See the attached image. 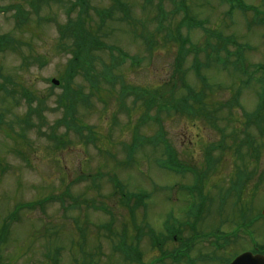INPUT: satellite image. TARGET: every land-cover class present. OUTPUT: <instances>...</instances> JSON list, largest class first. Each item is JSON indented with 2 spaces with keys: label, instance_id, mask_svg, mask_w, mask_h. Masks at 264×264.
Segmentation results:
<instances>
[{
  "label": "rangeland",
  "instance_id": "rangeland-1",
  "mask_svg": "<svg viewBox=\"0 0 264 264\" xmlns=\"http://www.w3.org/2000/svg\"><path fill=\"white\" fill-rule=\"evenodd\" d=\"M34 1L42 5L41 9L38 6L32 8L34 13L39 14L32 15L25 28H16L15 16L20 5H13H27L26 11L32 14L30 3ZM44 1L0 0V35L8 33L29 42L31 47L24 45L17 49L21 56L49 60L44 66L36 62L28 65L19 53L12 50L0 53L2 73L29 87L43 99L40 112L32 119L30 115L28 125L23 121L25 115L31 113V108L27 107L20 92L6 105L0 102V113L7 107L12 108L9 112L5 111V118L13 125V129L0 128V227L6 223L0 236V264H91L92 260L96 264H128L111 253L112 244L108 243V236L132 232L136 240H141L146 231L149 234L150 231L164 234V219L168 212L173 219L180 221L177 208L181 209L179 199L185 196L178 186L192 181L188 175L178 178V174L168 176L158 170V163L162 162L165 152L161 141L154 137L163 131L167 135L165 139L168 138L183 163L199 169L204 166L207 140H199L196 134L189 131L191 124L186 126L174 111L157 116V106L174 105L181 96L190 98L192 90L208 87L218 94V97H210L214 102L209 104L214 105L219 99H223L220 102H227L233 92L242 88L237 102L241 106L236 108V112H253L257 94L264 92V82L259 81L264 77V70L255 71L256 65L264 66V24L258 19L262 16L254 11L245 14L228 0H120L130 17V21H124L121 19L124 10L115 9L113 0H88L91 9L88 7L85 12L84 17L89 18L84 28L96 34L98 32L101 42L121 49L118 52L93 50L90 58L92 66L102 72L111 58L115 59L110 64L115 66L113 73L121 72L125 84L151 90L156 106L149 109L143 100L135 99L136 94L124 95L121 75L113 88L109 82H86L78 77L75 82L83 85L82 90L90 96L87 106L78 102L72 110L75 121L85 126L82 138L75 131L61 126L66 122L62 121L65 90L61 86H52L51 82L57 76H64L66 65L70 64L72 56L65 46L67 43L71 46V35L65 38L58 28L64 26L69 17L75 18L74 21L77 19L78 7H74V11L68 8L75 0ZM243 3L246 8L255 7L264 13V0H243ZM191 18L195 19L194 23L202 21L206 28H195L194 23L187 21ZM178 29L181 31L180 38ZM144 39L153 42L151 50L146 48ZM182 41L189 53L183 65L178 66L176 58ZM207 43L210 45L206 46ZM194 47L201 50L198 56ZM126 54L137 61V67L132 66L130 60L120 62L119 57ZM218 56L224 61H217ZM196 57L200 62L199 78L195 74ZM139 61L141 64L138 66ZM242 63L252 73L244 86L239 82L242 78L243 82L246 80V76L238 70ZM99 86L104 91L102 95L93 90ZM185 86L191 87L190 92ZM17 102L21 104L17 105ZM226 113L223 112L222 116L225 117ZM237 113L233 111L230 114V122L224 118L222 131H234L230 123L241 120ZM212 131L206 130L205 135L214 139L220 135ZM21 132L25 134L24 141L17 136ZM63 132H68V137L64 136L63 148H56L48 135H61ZM239 132L242 138L252 133L260 150L258 159L255 156L251 161L247 160L248 173L253 178L246 189L248 202L253 201L255 208L259 209L264 206V127ZM99 138L101 149L98 148ZM136 138L142 139V142L131 154ZM217 146L213 156L221 161L218 169L222 167V171L210 172L211 187L214 184L218 187L228 185L237 164L231 148ZM67 152H71L70 155ZM247 153L245 147L241 154L245 156ZM251 164L256 165L253 167ZM96 173L102 176L96 178ZM112 178L119 182L118 190ZM169 191L172 193L171 201L168 200ZM126 193L148 194L145 199L138 200L141 203L146 201V206L137 208L133 220L135 225L129 219L131 212L121 204L129 203V197H124ZM198 194L201 196L200 189ZM209 194L213 199L211 211L201 221L198 231L210 232L217 225L228 232L232 222L216 213V197L214 192ZM230 194L231 191L227 190L223 196L226 199ZM26 203H36V206L34 209H20L18 206ZM198 204L201 215L207 210L208 203L201 198ZM130 205L134 206L135 201ZM101 206L108 207L104 210L110 213L101 212ZM220 207L223 209L224 204ZM261 223L257 236L264 245V220ZM167 227V230L175 229V225L168 224ZM103 239H106L104 245L105 252L110 253L109 260L99 255V244ZM211 242L208 249H203V254L215 250ZM152 245L144 239L140 244L141 253H138L141 255L140 262L133 263H151L157 255ZM244 247L250 248V244ZM231 250L229 248L227 252Z\"/></svg>",
  "mask_w": 264,
  "mask_h": 264
},
{
  "label": "flooded vegetation",
  "instance_id": "flooded-vegetation-1",
  "mask_svg": "<svg viewBox=\"0 0 264 264\" xmlns=\"http://www.w3.org/2000/svg\"><path fill=\"white\" fill-rule=\"evenodd\" d=\"M229 189L242 192L244 188ZM240 198H242L241 194ZM235 203H237L236 206L238 207L232 213V216L225 218L240 224L246 223L248 216H246L247 209L245 204L242 200ZM206 213L202 214L205 215ZM204 217H180V223L183 225L176 233H164L161 235L158 241L162 247L153 251L157 255L150 264H231L237 255L245 253L249 249H254L252 250L254 253L262 251L263 243L259 242L258 234H256L255 242L250 243L245 233L199 232L198 228ZM257 231L260 230L258 229ZM147 240L150 244H153L151 235L148 236ZM210 242L215 250L212 253L203 254V249H208ZM248 243L250 248H245L244 246ZM151 248H153V245ZM229 248L233 251L227 252Z\"/></svg>",
  "mask_w": 264,
  "mask_h": 264
},
{
  "label": "trees",
  "instance_id": "trees-1",
  "mask_svg": "<svg viewBox=\"0 0 264 264\" xmlns=\"http://www.w3.org/2000/svg\"><path fill=\"white\" fill-rule=\"evenodd\" d=\"M86 10H84V12H85ZM71 26L72 25H67V26H65V29H68V30H70L71 29ZM84 26H83V22L81 21V20H79V22L77 23V25L74 27V31L76 32V33H85L86 32V30H85V28H83ZM67 32H70V31H67ZM67 32H65V33H67ZM1 43H3L2 41H0V44ZM90 64H88V63H83L82 64V70H83V72L85 73V74H87V69L86 68H88V66H89ZM75 66H77V65H75ZM2 75L0 74V77H1ZM4 86V84L1 86V88ZM72 93H70V91L68 92V95H71ZM29 104H28V106L31 108V111H33L34 110V108L32 107V105H31V103H33V101H29L28 102ZM27 121V120H26ZM25 125H28V123H25V122H23ZM19 138L22 140V141H24V140H26L25 138H24V136H25V134H23V132L22 133H19ZM24 139V140H23Z\"/></svg>",
  "mask_w": 264,
  "mask_h": 264
},
{
  "label": "water",
  "instance_id": "water-1",
  "mask_svg": "<svg viewBox=\"0 0 264 264\" xmlns=\"http://www.w3.org/2000/svg\"><path fill=\"white\" fill-rule=\"evenodd\" d=\"M264 213V212H263ZM264 215V214H263ZM249 256H251V255H249V254H247V255H245V256H242L241 258H240V261L241 262H244L246 259H247V257L249 258ZM236 264H240V262L238 261Z\"/></svg>",
  "mask_w": 264,
  "mask_h": 264
}]
</instances>
